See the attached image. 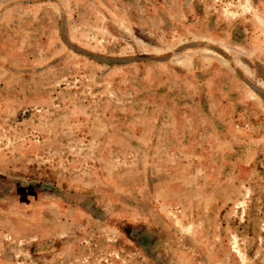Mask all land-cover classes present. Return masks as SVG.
<instances>
[{"label":"rangeland","instance_id":"374dc122","mask_svg":"<svg viewBox=\"0 0 264 264\" xmlns=\"http://www.w3.org/2000/svg\"><path fill=\"white\" fill-rule=\"evenodd\" d=\"M0 264H264V0H0Z\"/></svg>","mask_w":264,"mask_h":264}]
</instances>
